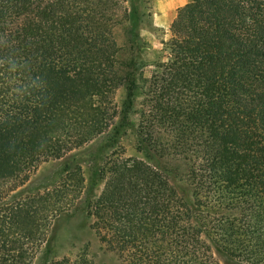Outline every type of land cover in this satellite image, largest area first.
Here are the masks:
<instances>
[{"label": "trees", "instance_id": "1", "mask_svg": "<svg viewBox=\"0 0 264 264\" xmlns=\"http://www.w3.org/2000/svg\"><path fill=\"white\" fill-rule=\"evenodd\" d=\"M134 13L130 0H0V264H32L85 177L69 163L18 188L106 132L122 87L128 106L142 95L140 143L183 163L192 199L146 160L110 155L87 200L99 239L125 264H264V0H188L143 63Z\"/></svg>", "mask_w": 264, "mask_h": 264}, {"label": "rangeland", "instance_id": "2", "mask_svg": "<svg viewBox=\"0 0 264 264\" xmlns=\"http://www.w3.org/2000/svg\"><path fill=\"white\" fill-rule=\"evenodd\" d=\"M187 1L130 0V7L135 13L129 32L133 33L134 43L141 40L143 42L137 54L140 59L150 62L157 58L158 51L169 43L170 27L177 10ZM116 38L118 42L124 40L120 30L116 33ZM143 62L144 60L141 63ZM151 70L152 66L147 65L144 77H149ZM140 83L145 84L143 80ZM141 99L142 95H139L135 104L128 106L126 90L119 88L115 101L120 113L106 132L74 149L64 158L43 162L29 180L18 188L23 193L43 189L58 180L69 163H78L85 177L82 193L52 221L47 238L37 248L32 264H55L57 261H63L64 264H125L116 251L99 239L87 216V200L97 195L103 187L97 176L98 169L110 155L134 156L146 160L169 178L183 199H192V188L185 180L181 167L176 170L183 163L174 160L172 156L154 155L140 143L136 125ZM262 194L264 196V183ZM220 264L224 263L221 261Z\"/></svg>", "mask_w": 264, "mask_h": 264}]
</instances>
